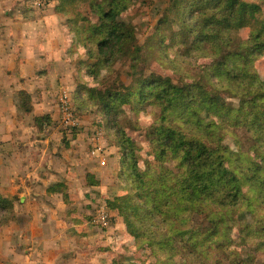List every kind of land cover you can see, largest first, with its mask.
Instances as JSON below:
<instances>
[{
	"label": "rangeland",
	"instance_id": "rangeland-1",
	"mask_svg": "<svg viewBox=\"0 0 264 264\" xmlns=\"http://www.w3.org/2000/svg\"><path fill=\"white\" fill-rule=\"evenodd\" d=\"M22 1L3 0L2 6L0 1V10L6 12L10 8L15 12L18 26L21 22L31 21L33 30H28L27 47L48 42H53V47L39 50L43 59L39 65L32 63V67L24 71L20 65L6 67L5 72L11 78L0 81V194L7 198L16 197L19 203L12 211L15 212L12 226L0 229V264H160L158 241L151 235L153 244L143 250L141 244L134 243L123 218L117 213L107 209V228L94 221L92 225L85 217L90 216L92 202L99 208L106 206V199L125 192L133 193L132 179L119 173L123 147L110 125V117L102 116L98 110L94 115L93 100L85 91H77L79 84L96 86L85 63L90 48L85 38L86 30L98 22L91 0H79L78 7L66 17L57 14L58 2L52 1L47 8H33L34 11L30 12L26 5L22 7ZM98 1L93 0V3ZM172 1H129L131 6L121 20L132 26L139 47L132 48V42L128 41L131 36L123 45L124 50H130L116 53L111 59L112 67L100 62L93 66L103 83L102 90H111L127 99L120 110L118 123L126 137L135 136L140 140L141 153L149 158L153 149L148 139L150 127L194 121L186 110L176 114L179 105H170L168 98L159 94V89L167 84L195 92V83L201 81L198 69L188 71L192 68V58L200 56L194 46L182 44L166 54L162 44H155L161 38L162 29L172 35L180 30L176 24L180 26L182 18L184 20V8L175 13L169 11ZM244 1L262 5L259 21L264 22V0ZM203 2L205 7L221 6L222 3L221 0ZM23 11L28 14L25 18L21 17ZM78 14L91 21V25L77 29L81 18ZM257 28L254 22L244 28L220 25L214 36L221 31L233 47L240 49L251 40ZM138 50L143 60L139 58ZM49 60L52 61L48 65ZM179 62H182L181 66ZM261 70H264V59L253 71L258 73ZM133 73L140 76L138 81L133 80ZM15 77L17 81L10 85ZM148 78L155 80L156 84L143 86L141 82ZM214 87L218 92V85L210 83V90ZM64 89L69 92L70 107L78 124L73 120V124L64 126L62 115L60 118L58 94ZM21 91L32 95L30 112L17 108L20 100L17 95ZM219 93L229 95L230 102L236 101L235 96L225 89ZM136 97H141L139 102ZM85 103L92 107L89 109ZM163 111L169 114L168 121L162 117ZM44 116H50L54 121L51 125L38 126L37 118ZM201 117L207 118L205 113ZM233 126L220 131L223 141H229L233 135L236 139L247 140L248 132L257 135L255 130ZM79 128L81 131L77 136ZM94 141L98 143L97 148ZM100 148L103 150L98 155ZM102 160H106L104 166ZM122 160L125 161L123 157ZM48 166H52V172L48 171ZM168 166L171 167L172 163ZM126 168L127 164L124 165ZM154 170L160 174L166 172L160 162H154ZM88 173H94L101 181L90 197L86 196L85 177ZM256 173L258 176L242 187L241 198L235 200L239 221H232L226 237L220 234L211 240L210 247L189 255L179 250L174 254H163L162 257L168 259L164 264H264V173ZM62 180L67 182L71 193L68 201L47 194L48 187ZM71 200L78 202L76 207L68 205ZM151 217L153 220L148 227L168 236L174 235L166 224L168 222L158 215ZM208 225V221L194 219L182 223L179 228L204 232ZM153 235L155 237L156 233ZM180 240L182 238L178 242Z\"/></svg>",
	"mask_w": 264,
	"mask_h": 264
},
{
	"label": "trees",
	"instance_id": "trees-1",
	"mask_svg": "<svg viewBox=\"0 0 264 264\" xmlns=\"http://www.w3.org/2000/svg\"><path fill=\"white\" fill-rule=\"evenodd\" d=\"M53 1L58 2L56 12L60 17L68 16L79 4V0ZM129 1L132 0H99L95 3L91 0L90 4L98 17V22L92 25L91 21L78 14L81 18L77 29L91 25L85 34L90 46L89 59L85 63L88 64L87 69L91 70L90 76L96 86L79 84L77 91H85L93 100L94 115L99 111L102 116L110 117V125L123 147L119 173L132 179L133 193L125 192L106 199V209L123 218L129 235L135 244H141L143 250L153 244L152 235L161 247L158 251L159 263L164 264L168 259L162 257L163 254H174L179 250L189 255L210 247L213 243L211 240L220 234L226 237L232 221H239L235 200L241 198L242 187L258 176L256 171L264 173V70L258 73L253 71L264 59V22L259 21L263 10L261 4L244 0H221V6L210 7H205L203 0L172 1L169 11L175 13L184 8V20L182 18L180 26L176 24L180 30L172 35L162 29L161 38L155 44H162L166 54L174 52L182 44L194 46L200 56L192 58V68L188 71L198 69L201 81L195 83V92L167 84L159 89V94H164L170 105H179L176 114L186 110L194 121L150 127L148 139L153 149L149 158L141 153L140 140L135 136L126 137L118 123L120 110L127 99L123 95L113 94L111 90H102L100 87L103 83L96 75L97 70H93L98 62L112 67L111 59L116 53L130 50H124L123 45L131 36L128 41L132 42V48L139 47L132 26L121 20L131 6ZM252 22L258 28L252 33L251 40L240 49L233 47L223 32L214 36L220 25L244 28ZM137 53L143 60L140 50ZM179 63L181 66L182 62ZM139 78L133 73V80L138 81ZM141 83L149 86L155 85L156 81L148 78ZM210 83L218 85V92L217 87L210 90ZM222 89L232 93L236 101L230 102L229 95H221L219 92ZM17 97L18 100L20 98L17 108L30 112L32 95L21 91ZM140 99L136 97L138 102ZM85 105L89 109L92 107L91 104ZM202 113H205L206 119L201 117ZM168 116L163 111L162 117L167 121ZM52 120L50 116L38 117L36 124L51 125ZM233 125L255 130L257 135L248 132L247 140L236 139L233 135L229 141H223L220 131ZM80 131L79 128L77 136ZM114 138H117L116 135ZM94 144L97 148L98 143L94 141ZM102 150H98V155ZM122 157L127 164L126 170ZM154 162L162 163L166 172L160 174L155 171ZM169 163H172L171 167ZM93 174L88 173L85 177L87 197L101 182ZM67 185L64 180L58 181L47 188V194L68 201L71 193ZM18 204L16 197L7 198L0 194V229L9 227L15 221V212L12 211L16 210ZM77 204L73 200L68 203L74 207ZM153 215L168 222L166 224L174 235L168 236L148 227ZM194 219L208 221L207 229L201 232L194 228H179L182 223L184 225L186 221ZM179 238L182 240L178 242Z\"/></svg>",
	"mask_w": 264,
	"mask_h": 264
},
{
	"label": "crops",
	"instance_id": "crops-1",
	"mask_svg": "<svg viewBox=\"0 0 264 264\" xmlns=\"http://www.w3.org/2000/svg\"><path fill=\"white\" fill-rule=\"evenodd\" d=\"M0 1L2 6L3 0ZM52 1L53 0H51L50 3H52ZM21 5L23 8L26 5L29 8L30 12L31 10L34 11L33 9L34 5L32 0H23L21 2ZM10 14L14 16L10 17L9 16ZM15 15L16 13L11 11L10 8H8L6 12L0 10V28H1L0 30L2 31V34H0L2 35L0 37V75L3 76L2 78H0V81L7 80L5 79V77L6 78L8 77L7 73L5 72L6 67L16 68V65H20V69L24 71L25 69L32 67L31 65L32 63L37 62L36 65H39L40 62L43 61V59L41 58V54L39 53V50L44 48L49 50L48 48L49 46L53 47V42H48L47 44L35 43L31 47H27V43L25 41L28 38V30L30 31L33 30L31 26V21H26L25 23L21 22L19 23L18 26L16 23V19L14 18ZM26 16H28L27 12L23 11L21 13V17L25 18ZM23 24H25V26H23ZM64 60H68V57H64ZM51 61L52 60H49L47 64L49 65V62ZM16 81L17 79L15 77L14 80L10 82V85L14 84ZM85 217L86 220L89 222L91 221V224L93 225V202H92L90 216H85Z\"/></svg>",
	"mask_w": 264,
	"mask_h": 264
},
{
	"label": "built area",
	"instance_id": "built-area-1",
	"mask_svg": "<svg viewBox=\"0 0 264 264\" xmlns=\"http://www.w3.org/2000/svg\"><path fill=\"white\" fill-rule=\"evenodd\" d=\"M34 8L36 9H43L46 8L49 3L51 2V0H32ZM60 96V97H59ZM59 97V101H60V118L61 115L64 119V126L73 124V120L77 122L78 124V120L77 118L74 116V111L73 109L70 107V103H69V92L67 90H62L60 94H58ZM106 164V160H102L101 161V165H105ZM108 219L109 216L107 215V209L105 206H101V207H97V206H93V221L94 222H98L100 226H102L103 228H107L108 227Z\"/></svg>",
	"mask_w": 264,
	"mask_h": 264
},
{
	"label": "water",
	"instance_id": "water-1",
	"mask_svg": "<svg viewBox=\"0 0 264 264\" xmlns=\"http://www.w3.org/2000/svg\"><path fill=\"white\" fill-rule=\"evenodd\" d=\"M48 171H50V172L53 171L52 166H48Z\"/></svg>",
	"mask_w": 264,
	"mask_h": 264
}]
</instances>
